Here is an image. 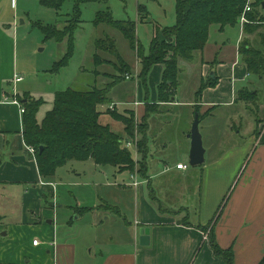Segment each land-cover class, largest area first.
Returning <instances> with one entry per match:
<instances>
[{"label": "rangeland", "instance_id": "374dc122", "mask_svg": "<svg viewBox=\"0 0 264 264\" xmlns=\"http://www.w3.org/2000/svg\"><path fill=\"white\" fill-rule=\"evenodd\" d=\"M45 1L0 0V29H6L8 38L16 41L18 76L24 78L17 85H14L12 81L10 88L17 87L22 93L21 96L29 92L35 100L43 101L37 113V119L42 122L47 111L51 110L57 92L68 89L88 90L94 87L105 89L107 85L115 81L120 82L108 89V101L102 106L106 113L100 120L109 125L111 131L119 134L120 138L125 141L124 144H130L128 148L136 161L140 160V156L137 154V148L134 147L141 139V135L147 137L149 142L146 174L144 171H139L141 169L139 164H136L131 172H119L113 167H98L93 161H72L57 170L54 181L57 185L56 204L60 208L55 211L57 216L53 226L56 227V240L61 246L58 264H101L108 254L124 251L125 248L119 243L123 239L121 233L125 227L118 218L121 211L118 206L117 213L114 210L98 211L99 206L104 205L103 200L100 204L98 188L99 192L102 191L108 195L112 201L123 203L125 200L129 206L132 204V211L127 214V219L131 221L134 218V202L135 199L138 200V197L129 196L123 199L116 191L125 184L133 183L131 177L139 183V188L143 190L147 199L151 192L153 204L158 206L161 202L162 210L169 211L179 223L186 226L197 225L193 217L195 211L192 209L187 211V203L190 204L193 200V189L197 188L200 183L197 176L204 164L191 167L189 157L183 158L185 144L187 149L185 136L191 133L195 115L191 113L187 117V111L184 108L178 109L176 106H186V103L194 98L197 87L195 81L199 80L198 68H207L205 67L206 61L202 60L200 63L201 55L198 53L192 63L180 61L181 85L177 96L180 104L172 100L168 103H159V101L151 103L153 97L158 96L163 67L153 66L144 79L141 76L142 65L139 57L131 49L122 33L108 25L96 26L94 23L97 14L107 10L111 12L115 20L135 23L137 41L143 48L144 54L149 55L150 45L155 35L160 41L164 40V29L176 23V0H99L81 7V19L73 13L74 3L72 1L66 2L60 9H55ZM139 7L144 8L142 17L138 15ZM79 20L81 23L77 22ZM76 22L78 29L74 35V50L70 63L59 72H54L55 63L69 53V41L66 37L63 42L48 38L46 30L63 33L65 29H72ZM240 24L241 22L234 28L227 27L223 33L219 32V26H212L208 48L203 52L204 59L213 57L215 43L220 45L224 40L228 44L229 40L232 46H235L241 37L242 24ZM260 34L252 35L250 43L254 49L264 50V26ZM107 36L116 41L120 57L128 68L125 69L115 57L95 49V42ZM96 53L99 54L101 60L98 67L94 64ZM184 63L191 65L197 71H194L192 75H189L190 72L187 74V69L183 68ZM156 66H161V73ZM121 67L124 73L119 71ZM205 80L208 81V77ZM249 92L252 91L249 90ZM148 104L154 106V109H148L151 111L148 122L146 121L148 126L141 130L140 125L144 117H142L144 110L141 107ZM245 104L222 109L215 107L201 117L204 121L200 122L199 129L203 137L207 162L210 161L211 155L219 158L222 153L247 144L253 134L257 137L260 135L263 126L260 123L263 117L260 116L258 107ZM114 105L116 108L111 109L110 107ZM109 110H116L122 119L129 118L130 113L134 115L136 124L134 139L124 131L121 121L114 120L108 114ZM229 116L233 118L227 123ZM228 127L230 130L234 127L232 134ZM165 143L168 148L163 154ZM179 162L188 166V171L183 173L189 176L188 179H177V173L170 172V168H165V173H162L164 165L175 167ZM235 179L232 184L238 181V178ZM139 188L135 189L139 190ZM131 192L134 194L133 191ZM230 192L224 195L221 207L226 204ZM101 197L104 195L101 194ZM79 208H92V211L78 214L77 209ZM3 221L6 223V220ZM206 227L208 228L205 233L208 235L210 225ZM37 236L39 238L34 240L42 241L41 233H37ZM129 238L131 237L128 235L127 239ZM31 258H26L28 264H42L46 261V257L41 258L40 256L38 261L31 260Z\"/></svg>", "mask_w": 264, "mask_h": 264}, {"label": "crops", "instance_id": "0c3cea01", "mask_svg": "<svg viewBox=\"0 0 264 264\" xmlns=\"http://www.w3.org/2000/svg\"><path fill=\"white\" fill-rule=\"evenodd\" d=\"M8 37L7 30L0 29V264H28L27 257L38 261L40 256L46 257L42 264H58L61 246L56 240V227L53 226L57 216L55 211L60 208L56 204V175L49 181L41 178L36 160L25 144L24 115L21 114L19 106L5 102L7 96L11 98L15 94H22L17 87L10 88L13 78L18 76V62L16 41ZM242 39L241 25V37L235 46H232L229 40L228 44L223 40L220 45L215 43L213 57L204 59V53L201 55L200 63L202 60L206 61L207 68H198L199 80L195 81L197 87L194 98L186 103V106L176 107L184 108L188 112L185 111L187 117L197 112L203 117L215 107L222 109L244 104L236 102V98L238 92L246 88L259 93V114L263 117L260 135L257 137L253 134L247 144L222 153L219 158L211 155L208 162L205 153V163L197 176L200 183L193 189V200L190 204L187 203V211H197L193 216L197 225L186 226L179 223L169 211L162 210L161 202L159 207L153 204L151 192L147 199L139 188L140 185L135 187L133 183L125 184L120 190H116L123 199L129 196L138 197L134 202V218L130 221L127 214L132 211V204L129 206L125 200L123 203L112 201L108 195L99 192L98 188L100 204L108 202L118 206L121 211L118 218L125 226L121 233L123 241L119 242L121 247L125 248L124 251L108 254L101 264H226L222 257L214 253L210 235L201 229L208 225L210 230H213L216 243L222 249H232L233 264H259L263 260L264 77L248 74L247 67L239 55ZM183 65L187 74L190 72L189 75L197 71L191 65ZM156 67L161 73V66ZM212 74L219 79L216 87L205 89L198 99L197 93L201 85ZM179 89L180 87L172 98V101L177 103ZM24 94L31 96L29 92ZM157 99L158 96H154L151 103H157ZM146 107H141L144 110L142 117L147 112ZM102 111L106 112L103 107ZM232 118L233 116H229L226 122H231ZM37 121L41 123L38 119ZM203 121L201 118L200 122ZM229 131L232 134L234 127ZM188 135L189 133L185 136L187 149L185 144L183 158L190 156L191 140ZM167 148L165 143L163 154ZM180 164L184 163L179 162L175 167L164 165L162 173H165V168H170V172L177 173V179H188L189 176L183 174L188 168L178 170L177 165ZM236 176L238 181L233 183V186L232 182ZM226 192H230V195L224 207H221ZM101 194L104 197H101ZM3 220H6V223ZM147 227L150 229L149 244L141 245L140 230ZM37 233H41L43 239L39 241L38 246H34V239L39 238ZM128 235L131 237L129 240Z\"/></svg>", "mask_w": 264, "mask_h": 264}, {"label": "trees", "instance_id": "16d2710c", "mask_svg": "<svg viewBox=\"0 0 264 264\" xmlns=\"http://www.w3.org/2000/svg\"><path fill=\"white\" fill-rule=\"evenodd\" d=\"M74 3L76 16L81 19V7L86 4L96 3L99 0H46L45 2L60 9L66 2ZM264 0H256L252 4L253 11L246 14V23L243 25L244 38L239 45V55L247 67L249 75L264 77V50L254 49L250 38L254 34H260L264 26V12L262 3ZM248 0H176V23L172 27L164 29V40L160 41L157 35L152 39L149 55L139 45L136 37V24L131 21L115 20L109 10L97 14L95 25H108L118 30L129 42L131 49L137 54L142 65L141 76L146 79L150 70L155 65L163 67L162 81L158 86L159 103L171 102L176 95L181 82L179 76L182 70L179 66L183 60L192 63L196 54L203 55L209 41L210 28L219 26L220 31L227 27H236L245 11ZM144 8H138V15L142 17ZM143 19V18H142ZM81 23V20L77 21ZM75 23L72 29L65 32L47 31L48 38L63 42L65 37L69 41V53L59 62L55 63L54 72L69 65L74 50V35L78 29ZM60 33V34H59ZM95 49L115 57L126 68L128 65L121 59L116 47V41L108 36L95 42ZM101 63L99 54L94 56V64L98 67ZM124 73L123 67L119 68ZM123 71V72H122ZM219 79L208 78L198 93V99L207 88L216 87ZM120 82L107 85L105 89L94 87L88 90L68 89L57 92L53 106L48 111L41 123L37 121V113L43 104L32 98L29 94L19 96L21 105L25 109L23 116V136L27 147L36 149L35 160L41 178L52 180L57 170L72 161H93L99 167H113L119 172H131L136 164L141 166L139 171L147 173L149 155V142L143 134L136 144L137 154L140 160L137 162L129 148L125 146L119 134L111 131L110 126L101 122L100 118L106 113L101 110L108 101L107 95L111 86ZM259 93L249 92L246 88L238 92L236 102L253 104L259 109ZM151 104L146 105L147 112L142 118L140 129L147 127L149 116L148 109H154ZM150 111V110H149ZM108 114L124 125V131L134 139L135 120L130 113L129 118H121L116 110L108 111ZM199 114V113H198ZM199 119L201 116L199 114ZM145 125V126H144ZM117 207L108 202L99 206L98 211L114 210ZM92 211V208H79L78 214ZM208 227H203L204 232ZM210 244L217 256L224 259L227 264H233L232 249H222L214 238L213 230L209 233ZM259 264H264V258Z\"/></svg>", "mask_w": 264, "mask_h": 264}, {"label": "water", "instance_id": "95a60500", "mask_svg": "<svg viewBox=\"0 0 264 264\" xmlns=\"http://www.w3.org/2000/svg\"><path fill=\"white\" fill-rule=\"evenodd\" d=\"M262 9H264V1L262 3ZM210 78L215 79V76H213L212 74ZM199 126H200L199 114L196 113L194 122L192 124L191 133L189 135V138L191 140L189 164L191 167H199L205 163L206 150L203 145V137L200 133ZM149 237H150V229L148 227L142 228L140 230L141 245H148L150 239Z\"/></svg>", "mask_w": 264, "mask_h": 264}, {"label": "built area", "instance_id": "2783aa9c", "mask_svg": "<svg viewBox=\"0 0 264 264\" xmlns=\"http://www.w3.org/2000/svg\"><path fill=\"white\" fill-rule=\"evenodd\" d=\"M253 3H256V0H248V3H247V6H246V8H245V11L243 12V14H242V16H241V18H240V22H241V24L243 25L244 23H246L247 21H246V14L247 13H250V12H252L253 11V7H252V4ZM24 80V78L23 77H21V76H15L14 78H13V84L14 85H17V84H19V83H21L22 81ZM10 100V101H9ZM5 101H8V102H10V103H12V104H14V105H17V106H19L20 107V111H21V114H23L24 115V113H25V109H24V107L21 105V103H20V100H19V96L17 95V94H15L13 97H7V98H5ZM111 109H115L116 108V106L114 105V106H111L110 107ZM125 146L128 148L129 146H130V144H128V145H126L125 144ZM28 150H29V152L31 153V155L33 156V157H35V155H36V149L35 148H33V147H28ZM135 153H136V151H135ZM188 168V166H185V165H177V169L178 170H186ZM131 180H134V182H133V186H135V187H137V186H139V183L137 182V181H135V178L134 177H131ZM38 244H39V240H34V242H33V245L34 246H38Z\"/></svg>", "mask_w": 264, "mask_h": 264}, {"label": "bare ground", "instance_id": "6f19581e", "mask_svg": "<svg viewBox=\"0 0 264 264\" xmlns=\"http://www.w3.org/2000/svg\"><path fill=\"white\" fill-rule=\"evenodd\" d=\"M34 242V241H33Z\"/></svg>", "mask_w": 264, "mask_h": 264}]
</instances>
